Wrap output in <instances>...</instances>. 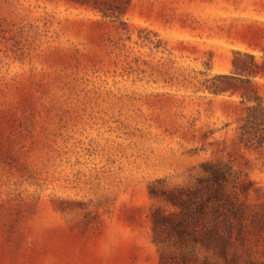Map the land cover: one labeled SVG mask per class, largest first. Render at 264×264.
<instances>
[{
  "label": "rangeland",
  "instance_id": "374dc122",
  "mask_svg": "<svg viewBox=\"0 0 264 264\" xmlns=\"http://www.w3.org/2000/svg\"><path fill=\"white\" fill-rule=\"evenodd\" d=\"M237 51L264 64V0H0V264H159L149 185L216 160L246 189L240 264H264V147L207 89Z\"/></svg>",
  "mask_w": 264,
  "mask_h": 264
},
{
  "label": "trees",
  "instance_id": "16d2710c",
  "mask_svg": "<svg viewBox=\"0 0 264 264\" xmlns=\"http://www.w3.org/2000/svg\"><path fill=\"white\" fill-rule=\"evenodd\" d=\"M232 65L235 74L215 76L207 89L215 95L241 97L240 102L246 105L238 144L261 149L264 105L251 78L264 75V64L260 66L253 55L237 51ZM237 181L232 166L216 160L201 163L200 174L191 185L160 189L156 183L149 185L150 197L162 203L151 211L152 242L159 264H240L242 231L237 205L239 194H246V189Z\"/></svg>",
  "mask_w": 264,
  "mask_h": 264
}]
</instances>
